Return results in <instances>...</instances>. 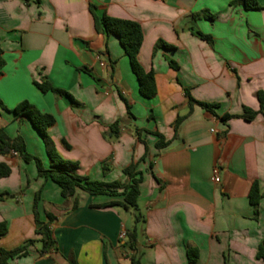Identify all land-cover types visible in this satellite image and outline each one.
I'll use <instances>...</instances> for the list:
<instances>
[{
  "label": "crops",
  "instance_id": "0c3cea01",
  "mask_svg": "<svg viewBox=\"0 0 264 264\" xmlns=\"http://www.w3.org/2000/svg\"><path fill=\"white\" fill-rule=\"evenodd\" d=\"M248 1L258 8L243 0H0V129L48 168L41 136L11 112L26 101L54 118L46 134L79 176L125 182L131 161L142 175L143 222L130 250L131 212L100 207L119 198L77 190L64 199L33 161L0 154L9 169L0 176V249L33 241L7 264H264V196L256 217L248 199L254 183L264 194V0ZM90 11L140 25L137 60L153 72L154 97L140 95L124 49L94 30ZM43 80L67 95L41 93ZM245 108L256 112L250 121ZM35 197L54 242L45 253Z\"/></svg>",
  "mask_w": 264,
  "mask_h": 264
},
{
  "label": "trees",
  "instance_id": "16d2710c",
  "mask_svg": "<svg viewBox=\"0 0 264 264\" xmlns=\"http://www.w3.org/2000/svg\"><path fill=\"white\" fill-rule=\"evenodd\" d=\"M25 2L31 0H23ZM244 5L247 8H258L254 1L243 0ZM93 27L94 30L104 36L113 35L116 37L124 53L128 58L130 68L132 73L135 75L138 86L139 93L144 98H152L156 94V88L154 83V76L152 71L145 72L137 60V55L139 48L142 43V31L140 25L134 21L111 18L106 15L97 16L92 11ZM198 37L209 40L207 36L197 33ZM159 46L156 43L155 49ZM170 65L176 68V65L169 61ZM4 66V60L2 58V52L0 50V76L2 75V68ZM35 86L41 93L52 92L57 96L67 95L59 89L52 87L47 81L43 80L40 83H35ZM258 101L260 103V109L264 106V94L258 93ZM197 104L207 111L212 110L213 105L206 103H199L191 98H189V104ZM1 105V104H0ZM7 111V109L3 108ZM11 112L16 116L26 117L33 128L38 132L44 141L46 153L49 158L48 168H44L40 159L29 155L26 153L24 148V142L22 138L18 135L14 139H10L2 129H0V154H7L9 152H15L19 157L25 162L33 161L36 166L38 176L48 179L55 183L60 188V194L64 199H69L73 197L77 190H81L89 195H107L112 198L109 202L105 203L100 207H120L124 211L131 212L134 220L133 227L125 232L126 241L125 244L130 250H134L137 238L141 233V223L143 222V217L138 209V196H139V184L142 181L141 172L136 169L137 164L134 161L123 169V174L126 176L125 182L113 181V182H102V181H92L86 177L79 176L76 173L78 168L76 163H71L62 160L55 152L52 142L48 138L46 131L49 127L54 124V118L45 113L37 111L28 102L23 101L16 105ZM256 115V112L245 108L241 118L246 121H250ZM230 118V116L222 117L221 120L225 121ZM181 118L178 117L174 122V129H176ZM117 124L114 123L110 126L111 131H115ZM164 145L162 138L159 137V141L156 144L157 147ZM106 168L103 166V171ZM9 173L8 167L4 164H0V176H6ZM264 196L260 193L258 185L254 183L250 189L248 199L249 203L253 208L254 216H257L258 205L260 199ZM37 197L34 198L33 203V214H34V224L36 227V233L41 236V253H45L54 246L51 232L49 231L47 224L41 223L38 219V212L36 209ZM48 220L51 217L48 216ZM6 233V224L4 222L0 223V235ZM33 241H28L26 245L18 247L13 250H2L0 249V264H7L8 260L14 257L24 256L26 254V246L31 244ZM190 261L195 259V254L192 252L188 253ZM257 258L264 260V240L258 246ZM131 264H139L135 259H131Z\"/></svg>",
  "mask_w": 264,
  "mask_h": 264
},
{
  "label": "built area",
  "instance_id": "2783aa9c",
  "mask_svg": "<svg viewBox=\"0 0 264 264\" xmlns=\"http://www.w3.org/2000/svg\"><path fill=\"white\" fill-rule=\"evenodd\" d=\"M213 179H214V182H216V183L219 181L218 173H217L216 169L213 170ZM123 236H124V234L122 233L121 237H123Z\"/></svg>",
  "mask_w": 264,
  "mask_h": 264
}]
</instances>
